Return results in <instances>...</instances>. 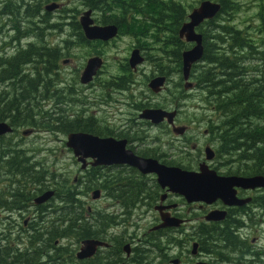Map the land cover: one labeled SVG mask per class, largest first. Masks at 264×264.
<instances>
[{"label":"flooded vegetation","instance_id":"1","mask_svg":"<svg viewBox=\"0 0 264 264\" xmlns=\"http://www.w3.org/2000/svg\"><path fill=\"white\" fill-rule=\"evenodd\" d=\"M28 1L0 0V108L6 107L0 123L4 122L12 129L0 134V224H5L4 220L13 221L15 213L18 218L12 229L19 228L24 232H17L19 236L29 239L31 231H26L25 226L35 217L28 216L27 211L50 209L49 201L36 204L35 199L53 190L51 199L59 198L62 203L65 197L61 193L67 190L72 205L70 209L59 206L56 211L52 210V213L59 214L53 221L56 228L53 233L54 236L62 234L61 239H70L76 247L72 255L74 264H264V187L244 188L226 180L264 175L247 173L234 157L231 161L223 154L220 111L203 106L207 111L204 117L201 111L190 112L191 99L198 96L200 101L206 93L211 100L204 79L195 78L206 63L199 61L192 65L189 78L184 81L182 63L179 69L176 68L172 56L167 55L158 61L151 58L152 50L146 42L150 32L137 30V17L127 13L104 16L103 24L99 19H92L95 25L115 26L117 33L107 41H88L79 20L86 11H91L92 18L93 11L88 6L81 9L74 6L73 18L68 12L65 20L69 24L68 21L74 19L81 30H60L64 36L73 39L64 42L65 48L70 50L77 43V36L82 43H93L96 52H89L82 62L72 56L73 84H68L62 78L57 80L60 47L41 45L44 36L38 27L34 29L37 45L24 43L29 37L30 26L23 19L36 15L45 24L46 13H50L46 11L47 4L36 2L37 9L33 10ZM45 2L60 5L51 14L62 11V0ZM181 42L187 44L184 40ZM187 45L188 49L192 47ZM99 48L103 49L100 53L97 52ZM36 50L41 56L34 60L38 64L35 74L43 71L45 80L30 78L29 70H26L35 59L29 54H35ZM110 50L114 53L111 58ZM105 51H108L106 55L102 54ZM133 51L143 59L134 66L129 61ZM94 57L102 60V68L96 71L90 82L82 83L81 75L87 61ZM14 62L18 64L16 73L13 71ZM46 63H50L52 71L45 70ZM113 65L114 70L111 69ZM158 78L163 79V84L155 92L149 84ZM30 80L40 81L39 89L33 95H30L28 86L27 89L19 88L24 82L29 85ZM55 81L59 85L55 86ZM94 91L99 93L94 94ZM147 93L153 96L167 93L169 101L154 103ZM53 96L50 109L42 112L53 125L39 130L44 132L50 128L56 134L66 136L59 154L69 156L74 172L57 179V189L40 184L29 188L24 172L29 173L30 169L20 170L16 159L9 158L12 146L27 137L24 130L12 126L17 114L12 105L15 101L26 102L30 98L44 102ZM148 110H161L172 117L154 122L147 117L148 113L144 116ZM35 133L36 128L33 129ZM78 134L84 138L73 142L79 145L75 148L68 138ZM93 138L111 139L112 142L101 150H94L91 147ZM126 152L137 160L151 161L166 168L160 178L162 181H185L183 174H176L171 169L198 175L207 172L210 177L213 173L225 180L223 190L220 189V195L210 203L189 202L184 194L168 185L163 186L158 173L147 170L152 169L151 164L140 169L126 163H114L110 158H123ZM226 166L230 168L222 170ZM67 210L70 211L68 222L65 219ZM41 214L43 218L47 215ZM211 216L219 218L209 220ZM130 228H133L132 232ZM39 229L46 239L47 230ZM6 234L10 235L0 232V236ZM85 241H97L101 245L95 248L92 257L77 259Z\"/></svg>","mask_w":264,"mask_h":264},{"label":"trees","instance_id":"2","mask_svg":"<svg viewBox=\"0 0 264 264\" xmlns=\"http://www.w3.org/2000/svg\"><path fill=\"white\" fill-rule=\"evenodd\" d=\"M212 1L221 5L219 16L226 14L229 9L233 8V5L227 0ZM91 3L87 6L92 11L103 7L106 9L105 12H112L113 8L120 7L117 12L122 13V7L125 6L124 0L123 2L92 0ZM137 5H139L137 15L148 16L147 19H143V22H159L165 28L166 35L164 36L166 40L172 41L173 51H168L167 43L164 49L171 53L170 56L178 65L176 68L179 69L181 67V53L189 48L188 45L183 46V43L180 42L184 47L180 49L176 38L178 30L184 22L183 10L177 3H158L156 7L159 10L157 12L154 10V13L143 1ZM149 5H155V3L150 2ZM220 18L206 22L207 29L214 30L215 33H224L231 42L228 43L226 39L220 36L206 35L199 27L198 32L203 36L201 61L206 64L204 70L198 72L195 78L201 77L202 81L204 79L205 88L211 97V100L207 99V101L214 107V110L221 112L223 154L232 155L242 164V169H245L247 173L264 175V3H262L258 13L260 24L257 39L242 35L240 30H233L223 21H220ZM100 19L101 24H103L105 18L101 16ZM73 28L81 30L77 22H73ZM212 39L218 40V45L212 42ZM30 55H34V53L30 52ZM251 63L255 64L251 66ZM17 69L18 64L14 62V73ZM172 69L174 70V67ZM23 84L27 89L26 82ZM33 84L35 81L30 80V94L34 89ZM23 103L21 100L13 102L12 108L17 114L14 115L12 126L18 125V127L34 129L38 123L42 122L31 115L18 117L26 108L20 107ZM5 112V106L0 108V119H2L1 114ZM52 125L50 124V127ZM39 181L41 182L40 178H28L29 185ZM69 212L68 210L65 211L66 222H68ZM32 229L26 245H22L23 242L19 238H13L11 235L0 236V264H62L60 260L63 255L67 254V249L53 247L54 239L51 237L54 236V230H51L52 233L47 230L45 233L47 237L44 240L39 228L33 227ZM62 236V234H56L57 238Z\"/></svg>","mask_w":264,"mask_h":264},{"label":"rangeland","instance_id":"3","mask_svg":"<svg viewBox=\"0 0 264 264\" xmlns=\"http://www.w3.org/2000/svg\"><path fill=\"white\" fill-rule=\"evenodd\" d=\"M42 3L43 5L48 4L50 2H45V0H29L27 3H29L33 10L37 9L36 2ZM64 2L62 11L61 12H55V13H46L45 17V24H43L41 21L37 19L36 15L29 16L28 19H23L21 20H27L26 22L29 23L30 26V33L29 37L24 40V43H33L34 45H37V39L35 38L36 33L34 32V29L38 27L44 36L42 44H45L47 48L51 47H60L59 49V68H58V78H62L66 83L68 84H73V77H72V71H71V60L72 56L74 55L77 57L80 62L83 61L84 57L90 52L92 53L95 51L94 44L93 43H82V41H79V38L76 36L75 39L77 41L76 44H74L70 50H66L64 42H70L73 39L70 37L64 36V34L60 31H67L68 29L71 30H76V28H73V22H75L74 19L69 20V24H67L65 17L68 12L71 13V18H73L72 15V7L76 6L77 9H81L82 7H86L87 4H92V0H62ZM111 1V0H110ZM120 2H123V0H118ZM141 1H143L146 6L150 7L151 12L154 13V10L157 12L159 9L156 7V4L158 3H177L179 4L180 9L183 10L184 12V22L187 21V15L192 11V9L196 8L199 3L203 0H124V7H122V13H118L117 11L119 10L120 7L113 8L112 12H105L106 9H103V7L97 8L96 10L93 11V17L92 19H99V23H101L100 17L108 16V17H113L114 14H132L134 17H137V30H144L149 33V36H147V44L151 47V58H155L157 61L158 59H163L166 58L168 55L170 57V54L168 51L172 50V41L171 40H166L165 36L166 35V30L164 27H162V24L158 23H146L143 22V19H147V15H137V8H139V4ZM212 1V0H210ZM150 2L155 3V5H149ZM231 5H233V8L229 9L228 12L224 15L217 14L212 20H215L219 17L220 21H223L224 24H226L228 27L232 28L233 30H240L242 32L248 33L245 36H250L253 39H257L258 35V27H259V18H258V13L259 9L264 3V0H227ZM112 3V2H111ZM96 4V3H95ZM93 4V5H95ZM42 5V6H43ZM29 5L27 6V8ZM126 7V8H125ZM154 7V8H152ZM36 12V11H35ZM53 12V11H52ZM80 10L78 11L77 14H79ZM43 14V13H42ZM49 15H52V18H49ZM80 16V15H79ZM78 16V17H79ZM225 17V18H223ZM11 19V17H10ZM219 21V20H218ZM183 22V23H184ZM208 22V21H207ZM206 23V22H205ZM68 26H67V25ZM202 32H205L206 35H216L220 36L221 38L226 39L228 43L231 42L230 38L225 36L224 33L218 32L215 33L214 30H209L207 29V25L203 24L201 27ZM177 35V34H176ZM10 36V33H9ZM177 38V42L180 46V49H183L184 45L180 43L181 40ZM167 41V42H166ZM214 43H218V40L212 39L211 40ZM168 44V51H166L165 44ZM187 45V44H186ZM218 45V44H217ZM216 45V46H217ZM229 45V44H228ZM77 46L80 47V49H76ZM174 47V46H173ZM182 47V48H181ZM175 48V47H174ZM229 48V47H228ZM102 48H99L97 51L98 53L102 52ZM173 51V50H172ZM96 52V51H95ZM108 51L103 52L102 54L107 53ZM36 54L32 55V63L29 64V67L26 68V70H29L30 78L34 77L35 79L40 78L43 76V71H40V73L35 74V67H37L38 64L36 58H40L41 52L35 51ZM93 54V53H92ZM113 50H110V55L109 58L113 56ZM97 55V54H96ZM101 56V54H99ZM171 58V57H170ZM67 60L68 63H64V61ZM172 60L175 63V60L172 58ZM58 59L55 60L57 62ZM111 64H113L112 60L109 61ZM48 63L45 65V70L47 72L52 71L53 68L49 65L47 66ZM196 64V63H195ZM255 63H251V66ZM176 67V64H175ZM102 68V67H101ZM107 68V67H106ZM41 69H42V64H41ZM111 69L114 70L115 66H111ZM101 70V69H100ZM204 68L200 69L199 72L203 71ZM46 72V73H47ZM43 80H45V77H42ZM56 80V81H57ZM55 81V86L59 85L56 84ZM39 82H35L33 84L34 89L32 90L33 95L37 89H39ZM27 84V83H26ZM24 86V84L20 85L19 88ZM29 91L31 90L30 84L28 85ZM30 93V92H29ZM94 94H98V91H94ZM148 97L151 98L152 102L154 103H161L168 100V94L165 93L164 95L161 96H153L150 95L149 93L146 94ZM207 94L204 93V96L200 99H198V96L195 97L194 99H191L189 101V108L191 114L193 113H199L201 111L203 117L206 115L207 111L206 108L203 106L207 107H212L208 101H207ZM54 96L47 98L44 102H42L40 99L37 98H32L26 102H24L20 107L24 108L22 110L21 115L23 116H34L38 118V120L42 123H38L36 125L37 133L32 134L31 136L25 137V140L23 141L22 139H19L18 141H22L20 144H14L12 146L11 150V155H9L10 159H16V162L19 164V169L21 170L22 168H27L30 169L29 173L24 172V176L27 178L32 179H41V182H34V186L37 185H43L44 187H52L54 186L55 189L59 188L56 186V180L62 178L63 176L67 174H72L74 172V166L70 164L69 162V156L68 155H61L59 154L60 149L63 147L61 144L62 142L65 141L66 136L61 135V134H56L55 131H52L50 128L47 131H40L39 129H45L47 127H50V124H53L50 122L48 119H46L45 116H43L42 112H45L50 109L51 105L53 104ZM22 117V116H20ZM107 119V118H106ZM48 123V124H47ZM17 125V124H16ZM18 127V125L16 126ZM26 128L29 127H23L20 126V130H25ZM228 158H230L231 161H233L231 158L232 155H228ZM223 160V158H222ZM226 162V161H225ZM223 163V162H222ZM232 165V164H231ZM230 168V166H226L225 168H222V170H226L227 168ZM60 175V176H59ZM33 181V180H31ZM33 185H29V188H31ZM62 185V184H61ZM64 198V201L61 203L59 198H54L49 200V207L47 211L44 210H38L35 212L34 209H29L27 211V215L30 216L31 218L35 217V220L30 219V222L27 226L26 231H32L33 227L34 228H41V230H56L55 228V223L53 222L56 217V212L52 213L53 211H56L57 207H65L67 209L71 208V205L69 203V195L67 194V190L62 191ZM67 194V195H64ZM68 197V198H66ZM47 214L45 218H43V214ZM2 216H5L3 213ZM59 216V214L57 215ZM13 217L15 218L13 221L9 220L6 221L4 220L5 224H0V232L3 233H9L13 238H19L20 241H22V245L28 244L29 239L28 238H21L19 236V233H24L22 230H19V228L12 229V224L15 222V220L18 218V216L13 213ZM19 220V219H18ZM20 227H22V222L19 221ZM62 230V228H61ZM60 230V231H61ZM133 231V228H130V232ZM52 232V231H51ZM32 233V232H31ZM29 234V232H27ZM43 239H45L42 236ZM51 238L54 239L53 242V247L54 248H62V249H67V254L63 255L62 259L60 262L62 264H74L73 262V249H76L75 246L72 245L70 239L69 241L64 238H57L56 235L52 236Z\"/></svg>","mask_w":264,"mask_h":264},{"label":"water","instance_id":"4","mask_svg":"<svg viewBox=\"0 0 264 264\" xmlns=\"http://www.w3.org/2000/svg\"><path fill=\"white\" fill-rule=\"evenodd\" d=\"M60 8L59 4L49 3L46 5V11L52 12ZM221 5L219 3L203 0L199 3V5L192 9V11L187 15V21L184 22L179 31L178 37L184 40L188 44H193V46L186 51L181 53V62H182V77L184 81H187L189 78L190 70L192 65L199 62L203 56V39L202 35L197 32V29L200 25H202L206 21L212 20L220 11ZM91 16V11L84 12L83 16L80 18L79 22L81 25V29L83 30L85 37L88 40H105L111 39L115 37L117 33V28L113 25L111 26H101L95 25ZM131 65L140 64L143 59L139 56V53L133 51L130 59ZM102 60L100 58L94 57L90 58L87 61L86 67L81 75V82L88 83L92 80L93 76L96 74V71L101 67ZM163 84V79L158 78L152 80L149 84V87L155 92L158 91V87ZM186 85H189L187 83ZM157 87V89H156ZM152 119L154 122H158L164 117H172V114L165 113L161 110H148L145 111L144 116ZM12 129L4 122L0 123V134L9 133ZM33 129H26L23 131L25 136L32 134ZM84 138V135L78 134L69 136L68 142L75 148H78L79 145H74L73 142L81 141ZM111 139L99 140L98 138H93L91 142V147L94 150H101L108 145H111ZM126 156L123 158H118L117 156L110 157L111 160H114V163H126L133 167H138L140 169L147 168L150 164L152 165V169L148 168L147 170L155 171L159 175V182L164 185H168L171 189H175L177 192L184 194L185 197L189 200V202L193 201H204L207 203L212 202L215 198L220 195V189L223 190L224 179L216 177L212 173V177L208 175L207 172H202L200 175L193 173H185L180 172L178 169H171L176 174H183L185 176V181L180 182L176 179L174 180H160L161 176L165 173L166 168L159 166L158 164L141 160L131 156L132 154L126 152ZM109 164V163H106ZM161 174V175H160ZM220 181H217V180ZM226 180L236 183L237 185H241L244 188H257L264 187V177L263 176H254L250 178L243 177H230ZM172 184V185H171ZM176 184V185H175ZM176 186V187H175ZM54 195L53 190H48L38 198L35 199L36 204H43L50 200ZM210 215L207 216V218ZM219 218L215 216H211L209 220H217ZM101 245V243L97 241H85L83 243L82 248L77 253V259H85L92 257L95 248ZM128 252V246H126Z\"/></svg>","mask_w":264,"mask_h":264}]
</instances>
